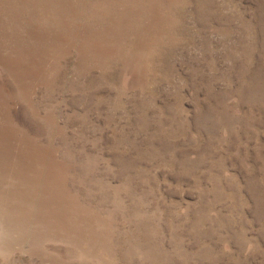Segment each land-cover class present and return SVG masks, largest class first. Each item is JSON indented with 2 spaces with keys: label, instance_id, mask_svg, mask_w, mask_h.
<instances>
[{
  "label": "rangeland",
  "instance_id": "obj_1",
  "mask_svg": "<svg viewBox=\"0 0 264 264\" xmlns=\"http://www.w3.org/2000/svg\"><path fill=\"white\" fill-rule=\"evenodd\" d=\"M0 264H264V0H0Z\"/></svg>",
  "mask_w": 264,
  "mask_h": 264
}]
</instances>
